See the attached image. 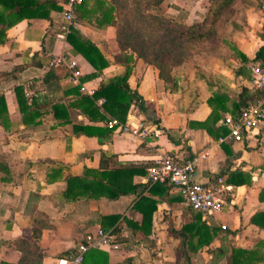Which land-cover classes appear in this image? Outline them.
<instances>
[{"label":"crops","instance_id":"0c3cea01","mask_svg":"<svg viewBox=\"0 0 264 264\" xmlns=\"http://www.w3.org/2000/svg\"><path fill=\"white\" fill-rule=\"evenodd\" d=\"M163 5L168 16L188 21L203 18L209 0H165L153 10ZM243 12V19L234 20L228 35H224L228 54L206 58L191 68L186 63L175 67L174 91L166 88L155 65L134 53L128 83L143 98V103L131 106L126 122L133 126L143 123L147 131L135 134L114 129L110 141L103 143L95 136L75 135L72 124L55 125L51 113H46L39 125L26 126L14 87L24 84L25 93H33L32 99L44 94L48 98L62 96L71 86L92 94L102 81L126 69L115 27L75 25L102 49L109 61L99 77L84 82L80 77L95 68L82 55L73 54L65 34L56 31L64 20L62 10H53L49 18H23L6 30L7 40L0 45V71L14 70V77L0 81V92L5 93L12 120L11 131L0 128V264H57V258L66 256L63 255L66 250L76 251L86 240L90 246H98L94 244L98 232L105 230L101 217L115 213L121 214V219L113 230H105L112 235L113 242L98 246L107 253L111 264L134 262L133 257H137L133 256L134 247L148 251L154 245L161 248L166 239L167 245L176 243L178 238L171 232L192 220L176 186L168 193L150 194L145 190L144 194L158 201L151 233L147 236L135 233L128 222L143 221V213L133 208L135 194L115 199L67 201L63 196L65 179L47 181L48 163L38 162L52 159L64 167V175L82 174L85 167L99 168L102 149L115 153L120 165L145 166V173L134 175L135 183L150 184L148 167L166 151L180 159L196 158L194 181L218 185V179L222 178L227 186L226 202L222 210L203 216L222 231L211 246L203 247L197 254L208 255L211 260L219 258L223 264L232 246L250 248L264 237V230L251 221L256 212L264 210V198H261L264 121L244 132L242 140L226 137L230 132L226 124L227 130L221 128L225 117L235 111L234 103L243 88L253 91L247 65L255 61L257 51L264 45V11L248 4ZM59 55L66 56L74 65L50 66L49 59ZM242 68H246L245 73L240 71ZM65 70L70 74L58 80L57 75ZM53 82L55 86L51 89L49 85ZM215 92L223 94L225 99L210 103ZM98 104H102L101 98ZM213 109L220 117L201 125L211 117ZM74 111L76 121L105 124V121H91L77 108ZM147 114L154 120L145 121ZM69 136L71 139L67 140ZM38 229L41 234L35 237ZM112 244L120 247L115 249ZM218 247L226 251L217 254L214 250Z\"/></svg>","mask_w":264,"mask_h":264},{"label":"trees","instance_id":"16d2710c","mask_svg":"<svg viewBox=\"0 0 264 264\" xmlns=\"http://www.w3.org/2000/svg\"><path fill=\"white\" fill-rule=\"evenodd\" d=\"M165 0H81L76 5L77 23H88L99 29L112 25L118 46L124 54L126 69L122 74L102 81L92 94L82 93L79 86H71L64 90L62 96L48 98L46 94L33 97L29 101L25 95V85L18 84L14 87L18 108L23 123L28 127H35L42 122L46 113H51L55 125L72 124L75 135H88L98 138L100 143L110 141L115 128L108 126L110 117H116L123 122L127 121L128 112L133 104L141 105L143 98L134 91L128 83L132 70L133 55L155 65L159 76L166 83V88L174 91L176 78L173 69L186 63L198 50V45L217 39L224 40L223 28L225 23H233L237 12V3L242 2L264 11V0H209L206 13L201 19L179 21L173 17L154 13L152 8L159 7ZM53 10H64L62 0H0V45L7 40L6 30L23 18H49ZM64 33L73 54L82 55L95 68L94 71L80 77V81H88L99 77L103 69L109 64L102 49L86 37L75 25L68 29L59 24L57 30ZM130 52V53H129ZM244 60L246 58L243 57ZM255 61L264 64V45L256 53ZM246 68L240 71L245 73ZM69 71L57 75V79L67 77ZM14 77L13 71H0V81L10 80ZM54 89L55 83H50ZM259 96V92L243 88L238 100L234 103L237 116L241 109L250 105ZM104 98L101 105L98 99ZM225 99V96L215 92L212 100ZM79 109L91 121H105L104 125L84 124L76 121V112ZM220 114L213 109L211 117L200 123L205 126L214 121ZM154 117L147 114L145 121H152ZM225 122V121H224ZM224 123L221 128L227 130ZM0 128L11 131L12 120L10 117L7 99L4 92H0ZM219 127V129H221ZM229 130V126H228ZM171 129H169V132ZM71 136L67 138L70 140ZM90 153V152H88ZM86 153V154H88ZM47 165V181L65 179L66 189L63 196L67 201H77L83 198L100 199L119 198L122 195L135 194L133 208L143 213L141 224L131 220L128 222L135 233L149 235L153 213L157 209L158 201L144 194L147 189L150 194L168 193L174 185L168 182L150 181V184L135 183L133 177L145 173V166L140 164L120 165L117 155L109 150H101L99 168L85 167L82 174H63L64 167L52 159H45ZM149 168V167H148ZM264 168V164H263ZM1 169H5L1 166ZM5 181L8 178H3ZM181 194V193H180ZM182 197V195H181ZM264 198V188L261 191ZM190 208V207H189ZM192 209V208H191ZM121 214H109L101 217V226L105 230L114 229ZM251 221L264 230V210L256 212ZM43 223L42 220L38 221ZM136 230L138 232H136ZM220 227L213 226L203 219L201 211H195L192 220L185 223L180 229L173 230L179 244L175 261L172 264H194L193 254L205 246H211L219 237ZM35 237L41 234L38 229ZM224 236V235H222ZM24 239H20L23 241ZM123 242H126V240ZM89 244V240L84 242ZM78 247V246H77ZM76 247V248H77ZM75 248L66 250L63 255H69ZM215 253H224L223 247H218ZM84 264H111L108 262L107 253L98 246H90L83 258ZM8 264V263H5ZM223 264H264V237L250 248L232 246L226 255Z\"/></svg>","mask_w":264,"mask_h":264},{"label":"built area","instance_id":"2783aa9c","mask_svg":"<svg viewBox=\"0 0 264 264\" xmlns=\"http://www.w3.org/2000/svg\"><path fill=\"white\" fill-rule=\"evenodd\" d=\"M64 5L63 28L68 29L70 25H76L75 21L76 5L81 0H62ZM50 66L57 65H74L64 55L53 56L48 61ZM250 71V83L254 91L259 92V96L250 105L241 109L237 116L229 114L225 117V123L229 126V138L242 140L244 132L252 130L264 121V64L259 61H252L248 65ZM94 93V92H93ZM31 92H26V97L32 99ZM104 98H101V102ZM108 126L115 129L130 131L135 134L145 133V125L133 126L123 122L116 117H110L107 121ZM143 129V130H142ZM226 137L221 138L224 140ZM196 167V158L180 159L170 151L162 153L153 165L148 168V176L152 181L168 182L176 186L182 195L183 202L186 206L195 211H201L203 214H214L222 210L225 201L224 193L227 186L223 184L222 178L218 179V185L197 182L192 179V174ZM113 242L112 235L100 229L95 245H111ZM113 248L118 249L119 244H112ZM89 244H80L77 250L69 255L57 258V264H83L85 252L89 249Z\"/></svg>","mask_w":264,"mask_h":264},{"label":"rangeland","instance_id":"374dc122","mask_svg":"<svg viewBox=\"0 0 264 264\" xmlns=\"http://www.w3.org/2000/svg\"><path fill=\"white\" fill-rule=\"evenodd\" d=\"M255 2H260L261 0H253ZM248 4L238 2L236 7H237V12L235 14L234 20L237 19H243L244 17V12L243 9L247 7ZM166 6L163 5L159 9H154L152 8V11L154 13L158 14H163L168 16L167 13H165ZM171 17V16H170ZM232 28V24L230 22L225 23L223 32L224 35L227 36L229 31ZM197 52L189 59L186 61V64L188 67H192L194 64H199L201 61H205L206 58L207 60L209 58L213 59L218 56H225L227 55V43L226 40L224 39H217L214 41L210 42H204L198 45ZM231 52V51H230ZM188 209V212L193 215L195 213V210L189 208L186 206ZM208 215V214H203ZM173 233V232H171ZM168 241L167 239L163 242V246L160 248H157V245L150 246L148 248V251L144 249V247H134L135 248V255L137 256L136 258L133 257L134 262H131V264H172V262L175 261L176 258V253L178 249V244L179 240L177 239L176 243L174 245H167ZM162 252V254H159ZM193 262L194 264H220L219 258H213L212 260L208 258V255H200L197 252L193 254Z\"/></svg>","mask_w":264,"mask_h":264}]
</instances>
